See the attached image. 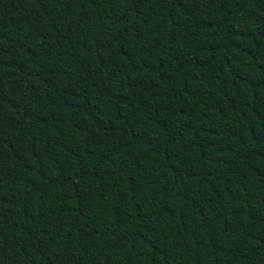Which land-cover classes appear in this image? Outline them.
Returning a JSON list of instances; mask_svg holds the SVG:
<instances>
[{
  "label": "trees",
  "instance_id": "1",
  "mask_svg": "<svg viewBox=\"0 0 264 264\" xmlns=\"http://www.w3.org/2000/svg\"><path fill=\"white\" fill-rule=\"evenodd\" d=\"M0 264H264V0H0Z\"/></svg>",
  "mask_w": 264,
  "mask_h": 264
}]
</instances>
